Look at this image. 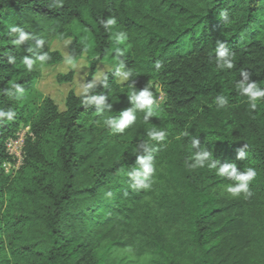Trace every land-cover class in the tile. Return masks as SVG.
Segmentation results:
<instances>
[{
  "label": "trees",
  "instance_id": "1",
  "mask_svg": "<svg viewBox=\"0 0 264 264\" xmlns=\"http://www.w3.org/2000/svg\"><path fill=\"white\" fill-rule=\"evenodd\" d=\"M53 3L0 0V108L17 113L0 124V264H264V100L251 110L237 88L241 71L264 87V0ZM110 17L117 24L105 31L99 21ZM13 26L35 39L16 44ZM118 32L127 34L123 43L115 39ZM217 39L235 53L233 69L217 70ZM66 40L71 58H91L85 85L100 63L113 64L103 75L108 86L89 93L107 96L110 112L85 107L74 90L61 111L37 91L41 68L65 59L53 43ZM117 47L123 51L118 58ZM44 53L49 59L41 64L36 56ZM25 56L35 61L31 71ZM125 72L131 75L120 82ZM72 79V73L57 77L59 83ZM13 83L23 87L22 101L6 94ZM148 85L160 106L155 115L145 121L137 111L122 133L103 125L105 116L132 107V86ZM218 95L228 100L223 108L214 102ZM26 127L23 163L8 173L6 166L16 162L6 143ZM154 129L166 131L163 141L150 140ZM193 136L221 164L257 169L251 197L232 198L222 193L229 181L190 167ZM142 143L156 171L151 190L136 192L127 173L144 154ZM244 144L246 158L237 160Z\"/></svg>",
  "mask_w": 264,
  "mask_h": 264
},
{
  "label": "clouds",
  "instance_id": "2",
  "mask_svg": "<svg viewBox=\"0 0 264 264\" xmlns=\"http://www.w3.org/2000/svg\"><path fill=\"white\" fill-rule=\"evenodd\" d=\"M50 7L59 6V4L54 3L49 5ZM221 18L227 19L226 12L220 13ZM101 27L105 31H110L113 26L117 24L115 17H110L107 19H101L99 21ZM11 33H15L18 36L14 42L16 44H21L22 42L35 39L30 33H27L21 27L13 26L10 29ZM115 39L117 43H123L127 39V34L125 32L115 33ZM44 41L42 39H36V46L42 48ZM115 53L117 58L123 55L122 49L119 47L115 48ZM215 64L217 70L233 69L235 67L234 61L236 59L235 53L226 46V41L217 39L215 41ZM10 62H14V57H10ZM49 56L44 54H39L36 56L41 64L46 62ZM22 63L26 68L31 71L33 69L35 61L33 58L25 56ZM67 63L74 64L75 61L71 58L67 60ZM117 65L116 71L120 72L123 68V63L118 59L114 61ZM155 69L158 71L162 65L157 61L154 65ZM124 79H127L131 74L125 72ZM240 75L243 79L237 81V88L239 89V94L247 98L249 108L255 110L258 103L264 100V87L258 86L256 82L249 83V74L245 71H241ZM98 85L108 86L107 76L97 77L96 80L88 82L82 91V104L85 107L95 105L97 112L103 113L105 110L111 111L112 105L106 103L107 96L100 95H89V93L97 88ZM14 90V91H13ZM6 94L10 97H14L17 101H22L24 98V89L20 84L13 83L10 89L5 90ZM132 107L120 112L118 117L111 115L105 116L103 119V125L108 127L113 133H122L124 130L131 125H133L137 119V111L144 113V120H149L150 117L155 115L159 110V104L154 98L153 92L151 91V86L148 85L142 90L137 91L134 86H132V92L129 97ZM215 104L217 108H223L228 100L223 95H218L215 98ZM17 116L15 109L12 107L0 108V124L4 122H11ZM151 141H163L167 135L166 131L154 129L148 133ZM182 135H187V133H182ZM191 147L193 149L191 154L192 163L190 167L193 169L207 168L209 171L215 173L216 176L221 177L229 181L222 186V193L227 194L232 198H238L243 196L244 199H248L252 196V191L250 189V184L254 181L258 175L257 169L255 167H247L242 171L238 169L235 162H226L221 164L219 160L214 159L213 152L208 150L206 147L200 145L199 140L196 137H192ZM143 150L142 155H137L135 166L131 171L127 173L130 177V187L132 190L139 192L141 190L148 191L151 190L153 185V176L156 171L155 165L153 163V156L150 154V149L147 144L141 145ZM247 145L244 144L237 150L236 159L241 160L246 158ZM106 198L111 199L113 196L112 191H107L105 193Z\"/></svg>",
  "mask_w": 264,
  "mask_h": 264
},
{
  "label": "rangeland",
  "instance_id": "3",
  "mask_svg": "<svg viewBox=\"0 0 264 264\" xmlns=\"http://www.w3.org/2000/svg\"><path fill=\"white\" fill-rule=\"evenodd\" d=\"M79 33V32H78ZM82 35V40L85 41L89 50H92L91 43L89 38L86 35V32H80ZM70 40L66 41H55L52 45V49L59 51L64 56V61L58 65L51 67H42L41 68V77L37 83V91L46 96L52 98L55 103L58 105L61 111L65 110V100L70 90H74L76 94L80 95L85 86L86 77L89 72V65L91 58L89 54H84L78 56L77 58H71L69 53ZM71 58L75 61L74 64L67 63V60ZM113 68L109 61H103L98 66V71L95 76L102 77L104 73L110 71ZM72 73L73 79L71 82L59 83L57 77L59 75H68ZM125 81L124 78H120V82ZM164 101V95L161 94L160 103ZM28 128H21L16 134L17 138L24 137L28 133ZM11 139V138H10ZM9 139V140H10ZM8 140V141H9ZM7 141V142H8Z\"/></svg>",
  "mask_w": 264,
  "mask_h": 264
},
{
  "label": "built area",
  "instance_id": "4",
  "mask_svg": "<svg viewBox=\"0 0 264 264\" xmlns=\"http://www.w3.org/2000/svg\"><path fill=\"white\" fill-rule=\"evenodd\" d=\"M28 130L30 129L29 127H27ZM29 132V131H28ZM24 142L25 139L24 137L21 138H11L7 143V151L9 153L10 156H12L15 160V167H13L12 165L8 164L6 166V172H10L11 170H18L20 168V166L23 163V158H24Z\"/></svg>",
  "mask_w": 264,
  "mask_h": 264
}]
</instances>
